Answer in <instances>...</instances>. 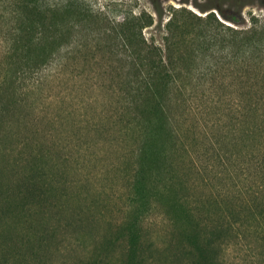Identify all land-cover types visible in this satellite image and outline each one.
Returning <instances> with one entry per match:
<instances>
[{"label":"rangeland","instance_id":"374dc122","mask_svg":"<svg viewBox=\"0 0 264 264\" xmlns=\"http://www.w3.org/2000/svg\"><path fill=\"white\" fill-rule=\"evenodd\" d=\"M43 1L57 6L71 3L87 11L88 18L72 41L53 55L57 60L53 66L24 82L30 102L25 107L26 125L15 126L13 136L0 141V191L2 183L8 185L38 168L39 173L49 175L48 181L38 177L37 182L50 191V202L55 205L52 213L61 207L52 221L34 217L16 229L25 237L52 227L42 264H135L138 260L140 264H264V195L253 199L256 189L227 160L226 142L217 143L222 134L219 127L226 122L222 116L235 107L231 98L227 105H200L198 99V134L208 153L194 174L199 182L162 193L163 198L175 199L169 207L168 200L161 198L157 206L136 201L128 179L129 149L120 132L121 116L114 96L118 87L115 67L125 56L116 33L126 19L153 17L142 37L163 48L165 25L173 14L180 18L178 8L200 16L212 11L223 24L242 29L256 22L253 17L264 23V0H159L157 9L150 0ZM213 5L220 7V13L216 8L199 9ZM6 29L0 25V37ZM221 55L216 45L206 52V59L213 61ZM3 56L0 45V60ZM30 83L35 84L28 89ZM194 84L187 85V90ZM205 84L194 92L201 102L207 96L201 97ZM215 107L226 110L219 114ZM7 118L0 117V123L5 124ZM31 151L36 157L19 162L12 173L14 161ZM1 197L0 205L4 204ZM175 214L182 219L181 225L192 230L193 220L188 224L191 214L200 221L197 242L208 243L206 262L186 235L173 233L171 216ZM0 233L8 235L7 224L0 222Z\"/></svg>","mask_w":264,"mask_h":264},{"label":"trees","instance_id":"16d2710c","mask_svg":"<svg viewBox=\"0 0 264 264\" xmlns=\"http://www.w3.org/2000/svg\"><path fill=\"white\" fill-rule=\"evenodd\" d=\"M150 1L157 9L159 0ZM210 8L220 13L217 5L199 9ZM176 11L180 18L174 11L176 15L168 19L163 48L142 37L143 28L153 23L151 16L147 21L143 16L126 19L116 33L125 56L115 67L118 87L113 93L121 116L120 132L129 149L128 179L136 191V201L157 206L160 198L166 199L162 194L165 191L190 188L199 182L194 174L199 172V161L206 160L208 149L198 134V99L200 105H227L228 98L235 107L222 116L226 122L218 125L222 134L217 143L226 142L227 160L244 172L243 180L256 189L253 199H259L264 195V23L253 17L256 22L251 27L239 29L223 24L212 11L204 16L182 7ZM87 18V11L71 3L57 6L43 0H0V25L7 27L0 37L4 52L0 60V117H8L5 124L0 123V141L12 137L15 126L26 125L25 107L30 102L24 82L53 66L57 61L53 55L72 41ZM231 20L238 24L236 19ZM216 45L222 55L213 61L206 59V52ZM203 81L206 84L201 97L207 96L201 102L194 92ZM192 82L195 86L187 90ZM214 109L219 114L226 110ZM4 132L8 134L3 136ZM33 152L15 160L12 173L29 156L36 157ZM38 177L48 181L49 175L32 168L8 185H1L4 204L0 207L4 208L0 209V222L7 224L9 236L0 233V264L44 262L52 227L25 237L16 232L22 221L29 223L37 217L49 222L61 213V207L52 213L55 205L50 202V191L37 182ZM166 200L173 207L175 199ZM171 217L173 233L186 235L206 262L208 243L197 242L200 221L191 214L188 224L193 220L192 230L180 224L182 219L177 214Z\"/></svg>","mask_w":264,"mask_h":264}]
</instances>
